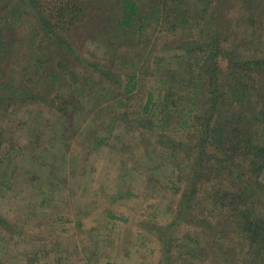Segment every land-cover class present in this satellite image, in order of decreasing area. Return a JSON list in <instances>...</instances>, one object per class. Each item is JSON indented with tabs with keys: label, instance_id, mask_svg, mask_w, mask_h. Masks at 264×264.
<instances>
[{
	"label": "rangeland",
	"instance_id": "obj_1",
	"mask_svg": "<svg viewBox=\"0 0 264 264\" xmlns=\"http://www.w3.org/2000/svg\"><path fill=\"white\" fill-rule=\"evenodd\" d=\"M37 1L38 10L53 24L66 26L73 10L80 17L62 35L69 49L59 45L57 50L59 46L54 48L41 34L32 46L37 21L28 9L3 38V47L10 46L15 55L1 61L0 84L6 90L19 86L28 94L11 97L0 88V264H250L251 241L237 230L229 207L208 195L214 175L192 174L205 122L215 119L208 97L212 88L206 91L207 81L203 84L198 73L197 54L205 42L200 38L204 18H199L198 9L166 0V13L189 9L195 17L192 28L173 33L169 24L156 25L149 19L142 33L115 42L107 25L112 16L102 20L99 15L111 7L110 0ZM150 2L138 4L147 10ZM215 2L211 1L214 18ZM222 3L220 27L230 29L226 49L264 59V0ZM5 5L0 0V10ZM64 8L66 16L60 17ZM6 12L0 11V19ZM89 15L95 20L84 27L80 18ZM93 28L105 29L108 41L122 47L104 49L106 36H93ZM185 42L196 46L193 54H184L188 63L180 60L178 49ZM157 57L163 59L159 67ZM90 63L103 65L119 80L106 81ZM217 64L221 84L228 85L232 67L223 56ZM165 67L171 70L162 83ZM246 74L249 88L262 93L258 73ZM127 75H134L130 83ZM87 76L92 81L83 87ZM99 88L108 91L96 99ZM198 90L203 91L202 100L180 99ZM90 93L95 99L86 101ZM35 95L39 99H31ZM251 95L257 107L258 91ZM167 97L172 117L186 120L185 125L159 131L166 136L164 142L176 148L159 145V132L152 128L158 105ZM205 152L209 165L215 148ZM251 174L264 188V169ZM192 182L197 192L188 199L191 207L183 211L182 196ZM259 259L256 264H264V257Z\"/></svg>",
	"mask_w": 264,
	"mask_h": 264
},
{
	"label": "trees",
	"instance_id": "obj_2",
	"mask_svg": "<svg viewBox=\"0 0 264 264\" xmlns=\"http://www.w3.org/2000/svg\"><path fill=\"white\" fill-rule=\"evenodd\" d=\"M3 1L6 2L5 7H7L0 11L4 14V10H6L10 15L6 12L5 17L2 19L1 16L0 19V63L1 61L10 58L15 53L10 46L3 47L5 32L9 31L10 27L18 25V21L24 19L25 15H27V9L37 21V30H34V34L32 35V46H34V39L37 34L47 37L56 49L59 45L62 46L66 43V39L62 36L63 33L68 32L67 29L69 28L71 21L79 19L77 17H80L77 16L75 10H73V12H71V17L73 18H69V20L66 21V26H60L57 21L53 24L49 19L44 17V15L38 10L39 3L37 0ZM211 1L212 0H168V2H176L178 5L186 2L196 10L198 9V13L203 15V17L202 15L199 17L200 19L202 18L203 20L204 18V25L200 30V35H202L200 38L205 42L203 43L204 46L199 44L200 48L199 53L197 54L199 55L197 60L199 62L198 73L200 76L199 78H203V80H201L203 81V84L204 81H207V89L205 87L204 89L208 92V88H212L208 97H211L209 102L212 105L211 109L215 106V109H212V111L215 112V119L212 116L205 122V135L201 138L200 144L198 143L195 146L198 156L195 159L196 165L192 174L196 177H203V174L207 177L210 176V174L214 175L215 185L211 187L208 195H215V203H219L223 208L229 207L230 212H232V221L237 230L240 234L246 235L251 241L252 246L250 248L252 250L251 253L253 260H251L250 264H256L258 258L261 259L264 257V188L258 185L253 179L254 177L252 178L253 174L251 173L256 174L264 169V90L262 93L259 90L252 91V88H249L251 81L247 84L248 74H246V72L248 70L255 73L257 72L259 77L263 79L264 84V59L248 57L234 50L226 49L225 45L229 41L228 36L230 34V29L228 27H220L221 20L224 21V14H221L218 11L224 6V2L222 4L220 3L225 0H215V18L213 17L214 9L212 11ZM138 2L139 0H110L108 6L113 7L112 12L110 13L111 15L109 14V16H107L108 9L111 7L105 8L99 13L102 20H108L111 16L113 17H111L110 21L107 23V25L111 26L112 41L116 42L117 39H122L124 36L127 37L139 34L140 32L142 33L147 28L146 21L149 19H152L156 25L159 22H165L167 25L169 24L173 33H175L176 30H185L193 27L192 23L195 17H192L187 13L189 9L182 10L181 8H176V10H172L171 13H166V0H151L150 5L147 6V10L143 8L144 5L141 6ZM207 3L209 4L208 7L206 6L208 5ZM200 5H203L202 10H200ZM67 11L68 8H64L62 11L63 13L59 16L65 17L66 14L64 13H67ZM146 11H149L150 13H147ZM83 16L80 18V21L85 20L83 22L84 27L92 26L95 18H92L89 15L84 19ZM105 22L107 21H104L103 23ZM85 31H87V29ZM91 34L97 36V38L101 37L102 39H105L104 35L106 36L107 41L103 46L106 50L110 48L112 49L113 46L115 47V50L122 47L121 45H115L114 42L108 41L109 33L107 31L105 32V29L93 28ZM36 47L38 49V46ZM189 47L190 49L187 50ZM64 48L69 49L68 45H65ZM195 48L196 46L193 47L192 44L186 42L179 45L178 49L182 52L180 60L183 62L185 61L184 63H188L184 54H193V49ZM59 49L60 46L57 50ZM124 55L125 54L122 53V56ZM220 56L227 59V63L232 67L234 72V75L231 74L233 77H231L232 79L229 81L228 85H222L219 80L218 74L220 71L218 70L219 67L217 60ZM162 60V57H157V67H159L158 65ZM37 61L38 57H35L34 64H37ZM169 64L170 61L166 64V67H168ZM89 66L94 68V70L106 81L115 84L119 80V76H114L109 69L101 64L90 63ZM136 66L137 64L134 65L135 68ZM166 67L165 73L163 74H166V77L164 78L165 80H160L162 83L166 82L168 79L167 75L171 70L170 67L168 68L169 70ZM161 69H163V67ZM191 78H193V76H191ZM51 79L56 81L58 78L51 76ZM90 79L91 76H87L84 79L86 83H84L85 86L83 87H86L87 83L92 81ZM126 79L129 81L128 83H130L131 80L134 79V75H127ZM0 86L2 91L8 93L11 97L17 96L18 93H27L25 89H20L19 86L16 85L7 90L5 84H0ZM100 88L96 92V99L102 96L104 97L106 95L105 91H108L107 88H103L104 90L102 93L100 92ZM254 91H258V96L260 97L259 104L256 103V105H258L257 107H254L251 101V93ZM200 93H203V91H194L193 95L190 96L188 95V92H186L184 96H180V99L186 98V101H189L190 99L198 98V100H202L201 95L203 94L200 95ZM93 94L95 93H90V95L87 96L86 101H92V99H95L92 97ZM5 99L9 100L11 98L6 96ZM31 99L36 100L39 98L35 95L32 96ZM168 100L167 97V101L165 100L166 102L163 100V102L158 105L159 114L156 113L154 117L156 124L152 127L154 131H165V129L172 127L173 124L185 125L186 120L180 118L175 120L172 117L171 114L173 112H170V109L168 108ZM149 103H151L150 100L146 102L147 105ZM176 104H173L174 110L178 107ZM232 105L234 107H231ZM236 107L238 110H235ZM180 108V111L184 110L181 106ZM231 108H234V110ZM189 111L190 110H188V113H190ZM157 115H159L158 118L156 117ZM233 118L236 120H233ZM113 121L114 120H111L112 123ZM195 130H198L197 127ZM157 137L159 141L161 140L159 145L164 146L165 148H176L174 147L177 146L175 144H170L171 146L167 145L163 140L166 136L160 134V132ZM95 141L97 145H99V143L101 144L100 140L96 139ZM205 148H215V160L212 159L213 163H210L209 165L204 159L206 153ZM243 167L244 171L242 170ZM196 192V185L192 182L189 188V193L183 194L182 196V203L184 202V206L182 205L183 208H181L183 211H186L191 207L187 202L188 199L196 195ZM257 205L259 207L261 206V209L257 210Z\"/></svg>",
	"mask_w": 264,
	"mask_h": 264
}]
</instances>
